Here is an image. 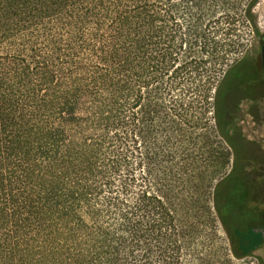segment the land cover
<instances>
[{"label":"trees","instance_id":"16d2710c","mask_svg":"<svg viewBox=\"0 0 264 264\" xmlns=\"http://www.w3.org/2000/svg\"><path fill=\"white\" fill-rule=\"evenodd\" d=\"M255 4L0 0V264H236L259 244L219 183L220 90L249 58L223 66Z\"/></svg>","mask_w":264,"mask_h":264},{"label":"flooded vegetation","instance_id":"af4514ba","mask_svg":"<svg viewBox=\"0 0 264 264\" xmlns=\"http://www.w3.org/2000/svg\"><path fill=\"white\" fill-rule=\"evenodd\" d=\"M260 43L258 58L241 59L233 64L232 74L220 90L222 97L219 98V108L232 106L235 113L234 133L229 138L230 166L219 182L221 206L255 211V224L250 223L253 231L264 229V139L261 138L264 133V69L261 58L264 36ZM231 81L232 86L229 85ZM243 105L247 108L242 109ZM247 117H251L254 128L259 131L258 137L250 138L251 129L242 125ZM240 151L252 153L239 154ZM259 237L264 247V236Z\"/></svg>","mask_w":264,"mask_h":264},{"label":"rangeland","instance_id":"374dc122","mask_svg":"<svg viewBox=\"0 0 264 264\" xmlns=\"http://www.w3.org/2000/svg\"><path fill=\"white\" fill-rule=\"evenodd\" d=\"M253 16L255 17V29H251L250 27H244L240 30L239 36L241 42L245 45L244 50H239L237 53L232 55L230 57V61L223 66V70L228 66L232 60L234 59H241L245 56L251 59L258 58L259 54V48H260V38L264 36V0H256V4L253 8ZM247 108L246 105H243L242 109ZM212 117V115L210 116ZM251 117H247L246 121L242 122L243 126H249L251 129L250 138L258 137L259 131H256L254 128L255 126L251 122ZM246 124V125H245ZM204 130V129H203ZM202 130V131H203ZM262 139H264V133H262ZM252 152L246 151L243 154L250 155ZM229 170V167L226 169V171ZM252 212V211H250ZM249 213V212H248ZM254 215V212H253ZM255 216V215H254ZM218 224V237L221 240V242L225 245V247L228 249L230 254L238 253V250L236 249L233 242L230 241V239L227 236V232L225 228L222 227L221 223L217 220ZM255 224V222L253 223ZM245 226H240V229H244ZM253 230V229H252ZM253 233L264 236V229L262 228H256ZM258 243V242H257ZM249 243H245V245L248 246ZM253 244H250L249 249H246L247 254H249L247 257H244L242 259H237L236 264H262L261 262L264 261V247H262L263 243H260L255 246H252Z\"/></svg>","mask_w":264,"mask_h":264},{"label":"water","instance_id":"95a60500","mask_svg":"<svg viewBox=\"0 0 264 264\" xmlns=\"http://www.w3.org/2000/svg\"><path fill=\"white\" fill-rule=\"evenodd\" d=\"M261 58H262V65L264 69V45L262 46V49H261ZM263 221H264V211H263Z\"/></svg>","mask_w":264,"mask_h":264}]
</instances>
